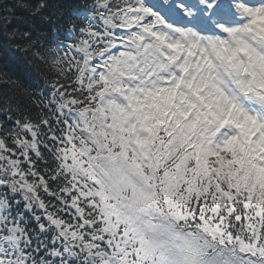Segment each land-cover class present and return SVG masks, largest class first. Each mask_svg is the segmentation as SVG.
Returning <instances> with one entry per match:
<instances>
[{
    "label": "snow or ice",
    "instance_id": "1",
    "mask_svg": "<svg viewBox=\"0 0 264 264\" xmlns=\"http://www.w3.org/2000/svg\"><path fill=\"white\" fill-rule=\"evenodd\" d=\"M16 7L0 264H264V0Z\"/></svg>",
    "mask_w": 264,
    "mask_h": 264
},
{
    "label": "trees",
    "instance_id": "2",
    "mask_svg": "<svg viewBox=\"0 0 264 264\" xmlns=\"http://www.w3.org/2000/svg\"><path fill=\"white\" fill-rule=\"evenodd\" d=\"M35 2V0H4L5 5L12 6L15 11L13 15L5 11L0 10V17L9 16L12 19V24L8 25V30H11L12 27H15L17 24V19L20 17H28V12L16 7L19 3H28ZM37 22H39L37 20ZM4 21L0 20V25H3ZM4 29L0 27V70L8 72L10 75L19 77L26 84L33 88L43 87L42 82H40L35 76L32 68L27 63L30 54H25L23 52L11 51L7 48L6 37L4 36ZM10 53V54H9Z\"/></svg>",
    "mask_w": 264,
    "mask_h": 264
}]
</instances>
